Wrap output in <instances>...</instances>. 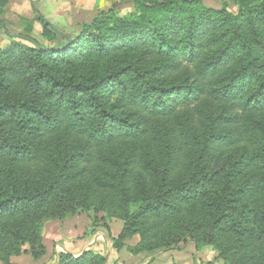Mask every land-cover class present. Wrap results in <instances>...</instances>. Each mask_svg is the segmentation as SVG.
Instances as JSON below:
<instances>
[{"label":"trees","instance_id":"trees-1","mask_svg":"<svg viewBox=\"0 0 264 264\" xmlns=\"http://www.w3.org/2000/svg\"><path fill=\"white\" fill-rule=\"evenodd\" d=\"M120 1L133 12L101 11L69 44L38 12L19 35L0 21V263L42 258L46 222L92 212L123 222L117 252L189 239L264 264V0ZM33 21L62 43L40 46Z\"/></svg>","mask_w":264,"mask_h":264},{"label":"rangeland","instance_id":"rangeland-1","mask_svg":"<svg viewBox=\"0 0 264 264\" xmlns=\"http://www.w3.org/2000/svg\"><path fill=\"white\" fill-rule=\"evenodd\" d=\"M32 3H24L23 0H10L6 7L4 8V14L0 17V21L4 23L6 30L13 35H19L25 33L27 20L34 19V12H38L46 21L52 22L54 29L61 31L63 34L70 38H74L81 30L83 24L89 23L99 12L112 9L119 16H126L133 12L134 6L130 1H120V0H29ZM205 8L219 10L225 3H230L232 0H200ZM34 4V5H33ZM233 9V6H232ZM53 18V19H52ZM51 19V20H50ZM3 35V31L0 29ZM6 36V35H5ZM30 36L37 41V43L44 47L57 46L62 43V39L58 36L54 40H51L43 35L42 28L40 24L33 21V30ZM9 42V37H7ZM5 48V45L1 44V48ZM83 214V213H82ZM90 216H94L91 212ZM102 215H98L96 218H101ZM92 221V219H91ZM90 225L87 228L86 233L92 232L93 235L99 234L101 237L106 238V234H110V227L107 226L108 231L103 229V223L96 222L93 226ZM110 222V221H109ZM47 223V222H46ZM49 223V222H48ZM111 232L114 233L117 226L122 227L123 223L118 220H111ZM85 233V234H86ZM87 238L92 235H85ZM111 235V234H110ZM110 241V240H108ZM92 250V251H91ZM90 251L102 256L105 259V253L103 249ZM102 250V251H101ZM182 252L185 257L189 258V264H223L222 260L218 258L217 252L208 245H201L196 249V245L192 243L189 239L185 240L183 244L179 245L178 250H169ZM165 251V252H169ZM164 252V251H159ZM158 253V252H157ZM174 253V254H175ZM121 257L116 258L115 262L128 264L126 259L127 255H119ZM169 259L173 254L166 255ZM165 259L164 264L170 262V260ZM183 259V260H187ZM107 264V259H105ZM186 262V261H185ZM118 263V264H119ZM108 264H114L108 262ZM162 264V263H161ZM170 264H173L171 262Z\"/></svg>","mask_w":264,"mask_h":264},{"label":"crops","instance_id":"crops-1","mask_svg":"<svg viewBox=\"0 0 264 264\" xmlns=\"http://www.w3.org/2000/svg\"><path fill=\"white\" fill-rule=\"evenodd\" d=\"M24 3H32L29 0H23ZM53 19V18H52ZM51 20V19H50ZM50 24L49 20H47ZM52 25V24H51ZM59 31V30H58ZM3 44L5 47L9 44L5 35L0 31V45ZM4 48V47H3ZM2 49V48H1ZM91 212L78 213L72 217H68L62 221H49L44 226L42 234V243L45 248V254L38 260H32L28 255H21L11 259V264H58V256L62 253H69L73 256H79L85 252H89L91 249L97 251L103 249L105 258L108 262L118 264L119 261L115 262L119 255H127L126 262L128 264H164L165 259H169L166 255L173 254L169 259L170 264H189V258L187 259L182 252L169 251V252H158L152 255L139 254L131 255L125 248L117 252L112 248L111 241L101 237L99 234L92 235L87 238L84 234L87 231L90 221L93 218ZM116 220V219H113ZM119 221V220H118ZM123 223V222H122ZM111 221L108 222L107 226L110 227V234L112 238H117L122 230L120 226L116 227L114 233L111 232ZM139 242V237L134 236L131 239L124 241V244L130 247L135 246ZM92 251V250H91ZM102 251V250H101ZM175 253V254H174ZM121 259V257H120ZM187 259V260H183ZM186 261V262H185ZM1 264V263H0ZM124 264V263H119ZM195 264V263H194Z\"/></svg>","mask_w":264,"mask_h":264},{"label":"water","instance_id":"water-1","mask_svg":"<svg viewBox=\"0 0 264 264\" xmlns=\"http://www.w3.org/2000/svg\"><path fill=\"white\" fill-rule=\"evenodd\" d=\"M33 5H34V4H33ZM54 31H55L57 34H59L61 37L65 38V39L67 40V43H68V44L70 43V39H69L65 34H63L62 32H60V31H58V30H56V29H54ZM105 259H107V258H105Z\"/></svg>","mask_w":264,"mask_h":264}]
</instances>
